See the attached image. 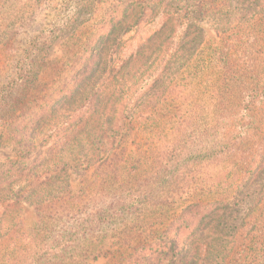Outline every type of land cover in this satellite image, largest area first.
Listing matches in <instances>:
<instances>
[{
	"label": "rangeland",
	"instance_id": "1",
	"mask_svg": "<svg viewBox=\"0 0 264 264\" xmlns=\"http://www.w3.org/2000/svg\"><path fill=\"white\" fill-rule=\"evenodd\" d=\"M113 2L115 0H0V88L17 81L16 70L23 66L35 71L38 89L34 93L40 95L48 88L49 91L63 88L82 67L83 48L95 42L94 34L101 28V21L107 19L104 15ZM261 6L262 10L246 19H240L239 14L226 16L225 10H221L214 16L197 20L203 41L189 63L173 75L163 94L150 92L147 95L148 85L141 80L151 72V67L146 71L135 64L125 67L122 77L119 76L118 81L111 80L108 85L106 108L99 109L90 119L95 137L83 138L81 134L90 132L88 127L67 146L66 136L63 138L61 131L43 140L54 124L84 101L78 94L74 103L58 104L54 113L51 111L42 117L33 140L34 149L20 158L9 135L20 130L16 122L22 116H16L22 112L19 107L24 101L19 102V106H10V103L21 96L22 90H14L5 105L0 93V164L5 165L0 169L5 173V163L23 162L0 176V194H25L19 205L9 207L6 217L0 221V264L30 262L37 251L33 245L40 235L39 230L42 239L51 242L59 232L78 234L81 222L85 223L99 208L111 212L124 202H135L140 194L152 200L166 197L168 194L164 192L169 187L190 188V193L178 194L181 201L172 209L152 210L150 204H146L149 211L140 216L131 209L114 223H101L102 238L89 233L81 237L83 248L77 253L87 256V261L79 264H126L117 258L118 247L138 241L135 233H127L137 228L145 230L153 219L160 222L157 226L162 225V229L189 202L209 200L208 163L213 151L234 148L246 157V163L253 156L254 166H264V157L259 156L260 152L264 153V3ZM245 77L251 82L249 88L254 89L249 99V92L241 94L242 89L237 90L243 87ZM9 106L10 112L7 111ZM244 108H248L247 115L243 113ZM34 110L29 108L28 113L33 114ZM98 115L118 118L113 121L112 129L101 137L97 136L100 131L94 128ZM12 118L14 123L9 126L1 123V120L10 122ZM74 129L67 138L75 134ZM227 132L228 136H223ZM28 166H39V171H47V184L32 189L27 181L17 179L15 168ZM154 180L158 188L150 189ZM249 181L247 199L238 207L235 223L246 212L248 200L254 194H262L264 167L257 169ZM144 185L149 188L148 194L138 191ZM39 202L44 204L47 230L38 224L36 206ZM144 221L147 222L135 224ZM67 226L71 229L66 231ZM100 243L103 249L99 248ZM109 250L115 253L113 259L105 254Z\"/></svg>",
	"mask_w": 264,
	"mask_h": 264
},
{
	"label": "trees",
	"instance_id": "2",
	"mask_svg": "<svg viewBox=\"0 0 264 264\" xmlns=\"http://www.w3.org/2000/svg\"><path fill=\"white\" fill-rule=\"evenodd\" d=\"M232 3H236V7L232 6ZM263 3L264 0H115L110 4L108 14L104 15L107 19H102L101 28L97 33L94 30L95 42L90 47L83 48L85 61L83 60L82 67L63 88L51 91L48 88L44 93L40 91V95L34 93L38 89L37 76L33 69H27L25 66L16 70V74L19 75L17 81L13 80L7 87L0 88L3 105L12 97L14 90L17 88L22 90L21 96L14 98L10 103V106H19V102L24 101L19 107L22 112L16 116V118L22 116V119L16 122V128L19 125L20 130L12 136L9 135L17 147V156L25 158L34 149L33 140L42 117L51 111L54 113L58 104L74 103L78 94L84 101L78 104L71 114L54 124L49 134L44 135L43 140L61 131L63 138L66 136L65 146H67L72 138L74 139L80 131H87L84 129L88 127L90 132L81 134L83 138L89 139L92 135L95 137L96 132L93 130L95 133H92L90 119L96 116L99 109L106 108L108 100L105 99V94L110 91L108 85L111 80L118 81L117 78L122 77V70L125 67L135 64L143 68V71L151 67V72L141 80L146 81L148 85L147 95H150V92L163 94L173 75L182 65L189 63V59L203 41L202 28L197 20H202L208 15L214 16L221 10H225L226 16L235 17L239 14L240 19H246L262 10ZM238 4H241V7ZM259 4H261L260 10H257ZM103 27L107 28L103 29ZM130 32L131 34L128 35ZM253 46L254 44L251 45ZM120 53L123 56L120 57ZM137 80L138 77L135 78V81ZM242 82L243 87L239 86L237 90L242 89L241 94L249 92L247 98H252L254 89L249 88L251 82L246 81V77ZM227 85L231 86L229 83ZM86 88L88 90H84ZM218 105L219 103L217 107ZM10 106L7 110L9 112L12 110ZM29 108L35 109L33 114L28 113ZM112 110L114 111L115 108ZM243 113L247 115L248 108H244ZM13 118L10 122L1 120V123L9 126L14 123ZM114 120L118 121V118H104L98 115L94 125L95 130L100 131L97 136H105L107 131L112 129ZM72 129L75 134L69 139L67 134ZM228 132L223 136H228ZM259 156L263 158L264 153L260 152ZM252 159L253 156L251 162L248 160L249 162L246 163V157L234 148L222 152L213 151L208 163L209 200L189 202L162 229L160 228L162 225L157 226L160 222L153 219L151 223L148 222L149 227L145 230L137 228L127 233L126 235L135 233L138 241L133 245L121 244L118 247L120 253L118 252L117 258L125 261L126 264H264V182L260 185L263 189L262 194H254L248 200L246 212L239 222L235 223L238 207L247 199L246 192L250 188V178L255 172L257 173V169L264 167L263 164L254 166ZM20 163L23 164L20 161L5 163L6 171L4 173L3 169H0V176L8 174ZM3 166L5 165L0 164V168ZM38 167H17L14 172L18 174L17 179L27 181V186L34 189L47 184L49 178L47 171H39ZM153 183L154 186L150 189L158 185L156 180ZM145 185L138 191L148 194L149 188ZM183 191L188 194L191 189L187 187L183 190L181 186L169 187L164 192L168 194L166 197L152 200L139 193L135 202L133 200L124 202L122 206L111 212L99 208V211L85 219V223L81 222L82 229L77 230L78 234L68 235L59 232L54 235L55 238L51 242H47L46 238L42 239V232L39 230L40 235H37L38 239L33 245V249L37 251L30 262L23 264L86 263L87 256H80L77 253V250L83 248L81 244L83 235L86 237V233H89L102 238L99 234L101 223H114L117 218L131 209L140 216L143 212L149 211L146 204H150L152 210L172 209L178 201H181L178 194ZM24 195L0 194V221L6 217L9 207L19 205L20 198ZM43 206V203L37 204V218L41 229L47 230L48 219L43 213ZM67 228L71 229L67 226L66 231ZM149 236L153 238H146ZM143 237L145 241L141 240ZM153 239L158 240L152 241ZM103 247V245L99 246L100 249ZM106 253L112 259L115 257L113 251L109 250Z\"/></svg>",
	"mask_w": 264,
	"mask_h": 264
}]
</instances>
